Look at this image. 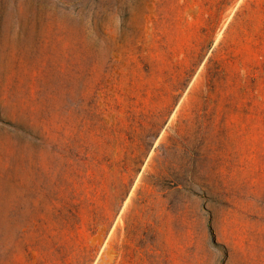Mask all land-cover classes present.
Returning a JSON list of instances; mask_svg holds the SVG:
<instances>
[{"label":"rangeland","instance_id":"obj_1","mask_svg":"<svg viewBox=\"0 0 264 264\" xmlns=\"http://www.w3.org/2000/svg\"><path fill=\"white\" fill-rule=\"evenodd\" d=\"M0 264H264V0H0Z\"/></svg>","mask_w":264,"mask_h":264}]
</instances>
